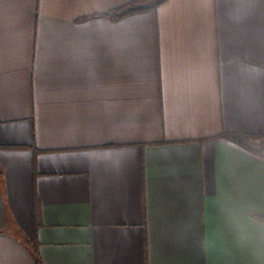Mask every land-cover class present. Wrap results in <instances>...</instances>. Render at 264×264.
Wrapping results in <instances>:
<instances>
[{
	"label": "crops",
	"instance_id": "0c3cea01",
	"mask_svg": "<svg viewBox=\"0 0 264 264\" xmlns=\"http://www.w3.org/2000/svg\"><path fill=\"white\" fill-rule=\"evenodd\" d=\"M129 1L0 0V264H264V0Z\"/></svg>",
	"mask_w": 264,
	"mask_h": 264
},
{
	"label": "trees",
	"instance_id": "16d2710c",
	"mask_svg": "<svg viewBox=\"0 0 264 264\" xmlns=\"http://www.w3.org/2000/svg\"><path fill=\"white\" fill-rule=\"evenodd\" d=\"M166 0H132L125 4H121L119 6L113 7L111 9L106 10L105 12H101L95 14V16L105 17L112 19L114 21L121 19L127 15L141 13L146 11L155 10V8L165 2ZM220 136L238 144L241 147L246 149H252L253 145L251 139L256 138L255 136H251L248 134H240L236 132H223ZM2 168L0 167V191L2 192ZM255 218H264L259 214H252ZM24 243L28 246L30 251L36 255L37 245L30 239L23 238ZM37 263L38 260H37Z\"/></svg>",
	"mask_w": 264,
	"mask_h": 264
},
{
	"label": "rangeland",
	"instance_id": "374dc122",
	"mask_svg": "<svg viewBox=\"0 0 264 264\" xmlns=\"http://www.w3.org/2000/svg\"><path fill=\"white\" fill-rule=\"evenodd\" d=\"M251 142L256 148H259L260 150H264V137L253 138Z\"/></svg>",
	"mask_w": 264,
	"mask_h": 264
}]
</instances>
